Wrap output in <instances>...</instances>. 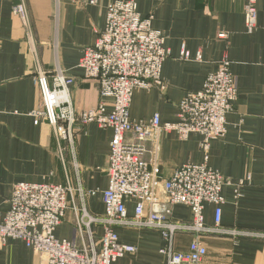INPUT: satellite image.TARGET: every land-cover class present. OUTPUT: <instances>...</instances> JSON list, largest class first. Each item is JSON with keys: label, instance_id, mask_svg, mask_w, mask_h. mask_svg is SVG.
<instances>
[{"label": "crops", "instance_id": "0c3cea01", "mask_svg": "<svg viewBox=\"0 0 264 264\" xmlns=\"http://www.w3.org/2000/svg\"><path fill=\"white\" fill-rule=\"evenodd\" d=\"M90 1L27 0V28L13 13L19 0H0V218L10 210L18 183H69L74 188L95 190L100 194L87 198V209L95 216L105 212L102 192L109 185L113 130L77 124L73 149L63 143V162L53 129L45 122L36 125L32 116L41 105L34 81L36 63L48 73L60 66L74 77L69 93L77 112L99 105V86L85 79L80 60L105 29L109 5L129 0ZM135 1L141 16H152V27L164 33L171 55L162 71L167 91L136 90L131 119L148 122L158 114L162 123H176L178 105L185 96L200 90L206 78L229 60L239 98L228 115L226 136L212 141L208 163L228 182L222 190V227L264 235V0H258V26L253 33L247 32L244 0ZM184 49L191 55L189 61L181 59ZM199 53L201 61L197 60ZM112 108L108 101L107 110ZM201 140L200 135L192 134L181 141L175 133L158 131L147 144L145 160L151 167L157 164L159 178L165 182L176 168L204 162ZM242 181L245 185L238 195ZM134 209L135 203L127 202L129 216ZM215 210L214 205L205 207L208 226L215 224ZM173 218L189 222L191 210L176 206ZM95 230L99 241L103 229ZM117 234L121 244L134 246L137 252L115 264H167L166 256L160 253L166 242L159 232L118 228ZM55 236L69 241L76 238L72 209ZM194 239V234L180 233L173 246L187 252ZM200 239L208 251L203 264H264V238L203 235ZM0 264L48 263L24 243L9 240L0 245Z\"/></svg>", "mask_w": 264, "mask_h": 264}, {"label": "built area", "instance_id": "2783aa9c", "mask_svg": "<svg viewBox=\"0 0 264 264\" xmlns=\"http://www.w3.org/2000/svg\"><path fill=\"white\" fill-rule=\"evenodd\" d=\"M244 1L247 32L253 33L258 26V0ZM90 3L96 4L97 0ZM13 13L30 27L27 0H19ZM152 22V16H141L135 0L109 5L105 29L98 33L94 46L83 51L79 64L85 79L99 86L101 101L94 109L77 112L73 107L69 90L75 79L66 70L58 66L48 73L36 63L34 81L41 105L32 116L36 125L45 122L53 129L63 162V143L73 149L77 124H97L113 130L107 167L109 185L102 192L105 212L95 216L87 209V198L100 194L98 191L74 188L69 183H18L10 210L0 218V245L9 240L22 242L48 264H115L137 252L136 247L119 242L118 228L154 230L166 242L160 253L166 256L167 264H203L208 253L200 239L203 235L264 238L222 227V190L228 182L208 163L212 141L226 136L228 115L239 98L229 60L206 78L200 90L185 96L178 105L176 123L164 124L158 114L148 122L131 119L136 90L158 89L165 93L168 89L162 71L171 52L166 47V36L155 30ZM220 37L225 38V34ZM181 59L189 61L190 53L184 49ZM197 60H202L201 53ZM108 101L111 111L107 110ZM158 131L175 133L181 141L192 134L200 135L204 162L176 168L168 180L161 182L157 164L151 167L145 160L147 144ZM244 185L245 181L238 184L237 194ZM129 201L135 203L132 216L127 210ZM207 204L216 208L214 226L205 223ZM180 205L191 210V221L173 218L174 207ZM70 209L76 215V238L59 240L55 231ZM96 227L103 229L99 241ZM180 233L195 235L187 252L176 251L173 246Z\"/></svg>", "mask_w": 264, "mask_h": 264}]
</instances>
